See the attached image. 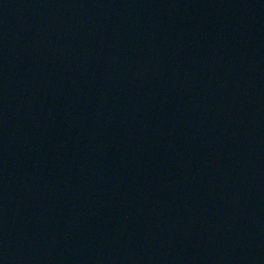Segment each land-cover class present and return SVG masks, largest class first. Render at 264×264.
I'll use <instances>...</instances> for the list:
<instances>
[{"label": "water", "instance_id": "water-1", "mask_svg": "<svg viewBox=\"0 0 264 264\" xmlns=\"http://www.w3.org/2000/svg\"><path fill=\"white\" fill-rule=\"evenodd\" d=\"M0 264H264V0H0Z\"/></svg>", "mask_w": 264, "mask_h": 264}]
</instances>
